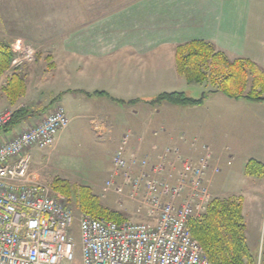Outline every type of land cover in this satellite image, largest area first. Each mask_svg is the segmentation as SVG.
Wrapping results in <instances>:
<instances>
[{
  "label": "crops",
  "instance_id": "obj_1",
  "mask_svg": "<svg viewBox=\"0 0 264 264\" xmlns=\"http://www.w3.org/2000/svg\"><path fill=\"white\" fill-rule=\"evenodd\" d=\"M194 40L212 43L230 59H250L264 70V0H0V42H24L43 57L51 55L54 64L45 74L26 71L33 89L27 85L24 107L34 114L19 126L36 125L62 106L80 131L91 129L101 145L111 147L110 155L125 135L129 136L128 158L151 156L159 161L170 148L197 162L208 147L213 167L205 183L213 197L221 198L213 192L219 173L215 168L222 170L221 153L180 132L185 112L205 108L218 93L210 94L198 107L146 103L188 86L177 72L175 52L179 45ZM6 78L7 73L1 82ZM95 92L143 101L122 105L107 96L87 95ZM45 96L53 104L46 103ZM12 107L0 97V112ZM63 131L48 156L34 161L47 163L55 155ZM16 133V128L4 131L0 143ZM165 166L174 173L181 168L174 156ZM30 174L39 182L50 180L35 167ZM256 180L253 187L262 188L264 179ZM244 193L227 198L241 197L244 210ZM120 200L125 201V212L141 219L135 203L127 197Z\"/></svg>",
  "mask_w": 264,
  "mask_h": 264
},
{
  "label": "built area",
  "instance_id": "obj_2",
  "mask_svg": "<svg viewBox=\"0 0 264 264\" xmlns=\"http://www.w3.org/2000/svg\"><path fill=\"white\" fill-rule=\"evenodd\" d=\"M11 49V70L21 72L35 61L32 46L16 41ZM13 112H0V134ZM69 123L64 107L56 106L38 124L0 143V264H77L72 235L76 219L80 264H211L190 229L213 200L205 183L213 167L208 147L197 162L170 148L159 161L151 156L128 158L129 136L122 137L105 186L135 203L141 219L114 222L83 212L76 215L66 197L30 174L31 151L53 146ZM170 156L181 167L175 173L165 166Z\"/></svg>",
  "mask_w": 264,
  "mask_h": 264
},
{
  "label": "rangeland",
  "instance_id": "obj_3",
  "mask_svg": "<svg viewBox=\"0 0 264 264\" xmlns=\"http://www.w3.org/2000/svg\"><path fill=\"white\" fill-rule=\"evenodd\" d=\"M50 65L54 66L51 55L46 54L43 57L42 53L36 52L35 61L26 65L20 73L24 76L26 84L33 89L32 81L28 78L29 73L26 74V71H30L32 74L35 72L36 74H45L51 71ZM11 72L12 70L8 73ZM8 73L7 75H9ZM186 85L188 86L181 91L195 99L201 98L203 93L212 89L205 85H190L189 83ZM0 97L4 98L5 96L2 94ZM25 98V96L20 98L15 105L10 104L14 108L12 107L13 109L9 111L24 107L26 105ZM47 99L45 96L44 100L50 104L52 101L49 102ZM213 99L205 108L185 112L186 114L183 115L185 122H183L180 132H187L188 137H197L200 144L213 145V149L221 153L222 170L216 175L214 193L222 196L221 199H226L236 192H245L243 214L247 243L252 254L256 256L258 264H261V252L264 244V185L262 188L255 189L253 184L257 182V178L245 176L243 170L249 159L264 160V104H254L245 100H230L221 93H218L217 98L213 97ZM64 109L67 113V108L64 107ZM67 116L70 123L61 134L62 139L55 155L47 163L39 164L34 159L38 156H48L54 145L42 150L33 149L31 152L33 157L31 167L41 170V173L50 177L47 182L40 183L51 186L55 178H61L71 185L73 191L81 187L89 188L93 194L99 197L104 207L121 212L126 221H138L139 219L124 211L125 201L120 200L124 196L107 190L105 186L106 181L114 172L113 155H110L111 147L101 145L91 129L80 131L77 124L71 121V116L68 113ZM14 128L19 133L26 129V125ZM228 160L231 161L229 166L227 165ZM56 193L68 199L76 215L80 213L77 207V196L74 192L71 193V197H67L59 191ZM72 235L76 243L77 264H80L81 239L78 219L73 223Z\"/></svg>",
  "mask_w": 264,
  "mask_h": 264
},
{
  "label": "trees",
  "instance_id": "obj_4",
  "mask_svg": "<svg viewBox=\"0 0 264 264\" xmlns=\"http://www.w3.org/2000/svg\"><path fill=\"white\" fill-rule=\"evenodd\" d=\"M14 53L9 42H0V96L3 94L11 105H15L26 95L27 84L24 76L12 70L11 63ZM176 69L187 83L212 87L199 99L189 97L185 92L174 91L157 95L149 105L156 107L167 103L178 107L202 106L205 99L213 93H221L230 100H245L250 103L264 102V70L246 58L230 59L224 52L206 41L194 40L179 45L175 52ZM53 68V65H50ZM7 78L1 82L4 75ZM90 95H109L105 92H95ZM112 101L131 105L143 100ZM34 112L21 107L13 112L12 121L5 131L19 126ZM245 174L249 177L264 179V164L256 159H249L245 164ZM55 191L71 197L77 196V207L80 212L92 217L105 218L114 222L125 221L124 215L103 206L98 196L89 188H77L73 191L71 185L61 178H55L51 184ZM70 201V200H69ZM193 236L199 241L211 264H258L252 254L246 237V225L241 197L214 198L207 211L190 223ZM261 264H264V244L261 252Z\"/></svg>",
  "mask_w": 264,
  "mask_h": 264
}]
</instances>
